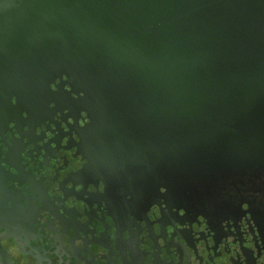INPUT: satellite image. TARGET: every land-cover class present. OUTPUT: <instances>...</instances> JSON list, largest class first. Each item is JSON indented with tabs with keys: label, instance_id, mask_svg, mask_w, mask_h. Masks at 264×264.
I'll use <instances>...</instances> for the list:
<instances>
[{
	"label": "water",
	"instance_id": "95a60500",
	"mask_svg": "<svg viewBox=\"0 0 264 264\" xmlns=\"http://www.w3.org/2000/svg\"><path fill=\"white\" fill-rule=\"evenodd\" d=\"M17 4L9 23L0 6V52H19L0 69V92L41 93L66 75L110 149L152 172L214 179L259 163L264 0ZM0 262L10 264L1 243Z\"/></svg>",
	"mask_w": 264,
	"mask_h": 264
},
{
	"label": "flooded vegetation",
	"instance_id": "af4514ba",
	"mask_svg": "<svg viewBox=\"0 0 264 264\" xmlns=\"http://www.w3.org/2000/svg\"><path fill=\"white\" fill-rule=\"evenodd\" d=\"M9 1L0 0L1 23L18 15L22 0ZM6 54L0 69L19 52ZM63 79L41 93L0 92V243L10 264H264V155L214 179L152 172L110 149L83 92Z\"/></svg>",
	"mask_w": 264,
	"mask_h": 264
},
{
	"label": "rangeland",
	"instance_id": "374dc122",
	"mask_svg": "<svg viewBox=\"0 0 264 264\" xmlns=\"http://www.w3.org/2000/svg\"><path fill=\"white\" fill-rule=\"evenodd\" d=\"M7 244H8V246L10 247L13 243H11L10 241H8L7 242ZM13 246H11V248H12ZM14 253H12V255H13Z\"/></svg>",
	"mask_w": 264,
	"mask_h": 264
},
{
	"label": "bare ground",
	"instance_id": "6f19581e",
	"mask_svg": "<svg viewBox=\"0 0 264 264\" xmlns=\"http://www.w3.org/2000/svg\"><path fill=\"white\" fill-rule=\"evenodd\" d=\"M58 73V72H57ZM53 76H55V75H53V73L50 75V77H53ZM46 79H48V77L46 78ZM49 83H50V81H49Z\"/></svg>",
	"mask_w": 264,
	"mask_h": 264
},
{
	"label": "crops",
	"instance_id": "0c3cea01",
	"mask_svg": "<svg viewBox=\"0 0 264 264\" xmlns=\"http://www.w3.org/2000/svg\"><path fill=\"white\" fill-rule=\"evenodd\" d=\"M0 264H2V263L0 262Z\"/></svg>",
	"mask_w": 264,
	"mask_h": 264
}]
</instances>
